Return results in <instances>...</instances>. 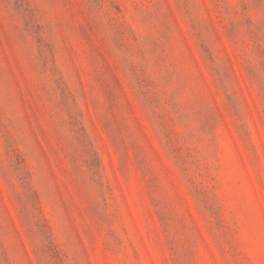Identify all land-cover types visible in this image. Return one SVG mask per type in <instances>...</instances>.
Returning a JSON list of instances; mask_svg holds the SVG:
<instances>
[{"label": "rangeland", "instance_id": "rangeland-1", "mask_svg": "<svg viewBox=\"0 0 264 264\" xmlns=\"http://www.w3.org/2000/svg\"><path fill=\"white\" fill-rule=\"evenodd\" d=\"M0 264H264V0H0Z\"/></svg>", "mask_w": 264, "mask_h": 264}]
</instances>
